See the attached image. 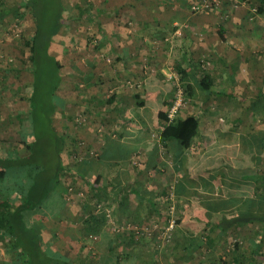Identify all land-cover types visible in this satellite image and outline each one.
I'll return each instance as SVG.
<instances>
[{"label": "crops", "instance_id": "1", "mask_svg": "<svg viewBox=\"0 0 264 264\" xmlns=\"http://www.w3.org/2000/svg\"><path fill=\"white\" fill-rule=\"evenodd\" d=\"M204 3L106 0L89 13L95 31L85 37L98 40L101 58L93 56L83 67L89 92L80 131L85 146L97 152L95 159L87 152L79 164L74 160V167L103 186H84L86 196L102 200L94 209L100 223L83 234L75 198L85 194L68 188L65 199L73 206L65 201L62 208L56 202L19 211L25 250L0 228V264H43L49 258L56 264H264L260 224H233L228 234L215 227L223 214L264 212V0H219L209 8ZM202 76L209 90L199 86ZM178 88L185 102L178 118L198 122L187 149L160 139L158 115ZM97 123H104L105 132L98 133ZM169 211L176 222L165 244ZM136 223L157 228L140 236L129 228L114 230ZM233 231L245 234L242 244L220 250Z\"/></svg>", "mask_w": 264, "mask_h": 264}, {"label": "rangeland", "instance_id": "2", "mask_svg": "<svg viewBox=\"0 0 264 264\" xmlns=\"http://www.w3.org/2000/svg\"><path fill=\"white\" fill-rule=\"evenodd\" d=\"M105 1L0 0L4 16L0 19V148L14 151L13 158L25 157L28 171L34 165L42 164L43 153L47 157L44 162L57 160V135L60 138L65 136L61 153L64 164L73 165L76 159L79 164L87 152H93L95 159L97 151L85 146V132L80 131L86 123L83 101L89 92L83 84V67L93 56L101 58L98 40H87L86 37L94 35L95 31L93 22H90L94 19L89 13H95L96 7H101ZM97 15L100 16L99 10ZM33 34L40 47L37 63L30 71L23 64L29 54L28 48L23 46V39H30ZM49 40L45 51V42ZM78 65L79 70H74ZM99 91L100 87H97L96 92ZM111 93L107 92L108 95ZM97 95L100 96L99 93ZM69 116H72L70 121ZM73 123L80 127L75 128ZM103 124L95 125L98 133L105 132ZM75 130L76 139L72 138L74 133L71 134ZM76 149L79 154L74 157ZM79 192L84 195V187H79ZM75 199L76 210L79 211L81 202L79 198ZM66 202L73 206L72 200ZM244 235L234 233L226 236L219 249L231 252L232 243L241 245ZM172 236L173 232L170 237H164V243L170 244Z\"/></svg>", "mask_w": 264, "mask_h": 264}, {"label": "trees", "instance_id": "3", "mask_svg": "<svg viewBox=\"0 0 264 264\" xmlns=\"http://www.w3.org/2000/svg\"><path fill=\"white\" fill-rule=\"evenodd\" d=\"M2 4H0V19H2ZM50 40L45 42V51L48 48ZM23 46L28 48L29 54L25 56L23 64L30 71L33 70L34 66L37 63V54L39 51V40L34 37L24 38ZM23 47V48H24ZM23 53V49L20 50ZM46 56H48L46 54ZM49 57V56H48ZM59 69V65L57 66ZM209 83V81H208ZM205 81V78L202 76L200 85L202 90H209L210 86ZM112 100V99H111ZM110 101V99L108 100ZM109 103V102H107ZM54 108V106H53ZM167 109L159 113V121L162 123V128L160 131V139L172 141L177 144L180 149H187L190 146L191 141L198 134V122L197 119L193 116H186L183 118H178V115L175 116L171 121L167 118ZM65 137V136H64ZM64 137L60 138L58 135L56 137V148H57V160L53 161L47 159V162H44L47 157L44 153L41 156L42 164L34 165L31 171H28L25 166V157L18 156L13 158L14 151H5V149L0 148V228L10 235L14 240V246L25 250L21 244V239L25 236L26 226L25 221L23 220V215L20 214V210H32L39 206L47 207L59 203V208H62L66 199L65 196L68 192L69 187H87V191H92L94 187L102 188L103 186L99 183L98 178L90 176H84L79 171L76 166L64 164L61 159L62 147L64 146ZM21 144L25 146L24 141H21ZM29 150L30 147L26 146ZM75 149V145L73 147ZM73 149V150H74ZM47 150V149H45ZM76 149V155L79 153ZM80 156V155H79ZM40 159V158H39ZM44 162V164H43ZM77 164V163H76ZM64 177L69 186L65 185L61 181V178ZM264 179V177H262ZM64 180V179H63ZM65 185V186H64ZM79 185V187H77ZM82 185V186H80ZM89 188V190H88ZM86 193V192H85ZM55 194H58V199L55 200ZM56 196V197H57ZM83 198V199H82ZM79 202L80 204V216L83 221V234L86 236L89 233H93L92 228L94 224L100 223V218L94 215V209L99 208L102 203V200H96L95 193L91 195L85 194ZM85 200V201H84ZM88 200L93 203V208L88 206ZM96 201V202H95ZM95 202V205H94ZM3 209H15L10 215L3 214ZM89 211V214L85 217L82 212ZM9 217V218H8ZM169 218V215H168ZM174 219V217H173ZM168 220V219H167ZM176 222V219H174ZM246 223H258L263 229L262 233L264 234V212L263 213H254V214H240V215H226L223 214L220 216L219 221L215 224L218 232L221 234L226 233V230L233 224L241 225ZM239 235L240 232L233 231L230 234ZM262 233H258L257 236L262 237ZM203 234V233H201ZM228 234V233H226ZM259 237V238H261ZM233 247H238V242L232 243ZM232 249V248H231ZM29 250V249H28ZM30 251V250H29ZM53 262V261H52ZM51 258L47 259L43 264H56L52 263ZM62 263V262H61ZM28 264H33L29 262ZM64 264H71L65 261Z\"/></svg>", "mask_w": 264, "mask_h": 264}, {"label": "built area", "instance_id": "4", "mask_svg": "<svg viewBox=\"0 0 264 264\" xmlns=\"http://www.w3.org/2000/svg\"><path fill=\"white\" fill-rule=\"evenodd\" d=\"M219 0H205V3L202 5L204 8H209L210 6L215 7ZM183 92L180 88H178L175 92L174 98L171 101L168 109H167V118L169 121L175 118L178 111L185 105L183 102ZM169 218H168V224L165 227V230L163 232L164 237H170V234H172V230L175 226V221L173 219L172 211H169ZM125 228H129L130 230H133L134 232L138 234H144V235H151L155 232L157 226L154 223L151 224H126L117 226L114 228L116 232H119Z\"/></svg>", "mask_w": 264, "mask_h": 264}]
</instances>
